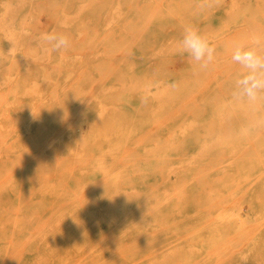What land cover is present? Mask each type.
<instances>
[{"label":"rangeland","instance_id":"rangeland-1","mask_svg":"<svg viewBox=\"0 0 264 264\" xmlns=\"http://www.w3.org/2000/svg\"><path fill=\"white\" fill-rule=\"evenodd\" d=\"M254 39L264 0H0V264H264Z\"/></svg>","mask_w":264,"mask_h":264},{"label":"clouds","instance_id":"clouds-1","mask_svg":"<svg viewBox=\"0 0 264 264\" xmlns=\"http://www.w3.org/2000/svg\"><path fill=\"white\" fill-rule=\"evenodd\" d=\"M43 39L51 52L67 51L71 47L70 39L64 33H49ZM253 45L248 47L238 43L233 46L232 61L247 70L246 75L235 81L231 93L235 100L255 101L258 95L264 92V54L260 53L258 39H254ZM181 47L182 51L202 68H207L216 59L215 47L192 27L184 29Z\"/></svg>","mask_w":264,"mask_h":264},{"label":"bare ground","instance_id":"bare-ground-1","mask_svg":"<svg viewBox=\"0 0 264 264\" xmlns=\"http://www.w3.org/2000/svg\"><path fill=\"white\" fill-rule=\"evenodd\" d=\"M125 151V150H124ZM42 225H40V227H41ZM45 258V257H44ZM47 258V257H46ZM76 262V261H75Z\"/></svg>","mask_w":264,"mask_h":264}]
</instances>
